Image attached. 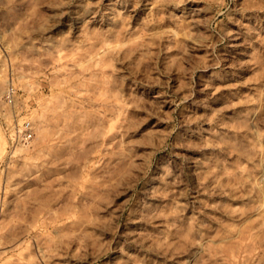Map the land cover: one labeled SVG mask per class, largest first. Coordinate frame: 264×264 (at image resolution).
<instances>
[{
    "label": "rangeland",
    "instance_id": "rangeland-1",
    "mask_svg": "<svg viewBox=\"0 0 264 264\" xmlns=\"http://www.w3.org/2000/svg\"><path fill=\"white\" fill-rule=\"evenodd\" d=\"M0 264H264V0H0Z\"/></svg>",
    "mask_w": 264,
    "mask_h": 264
},
{
    "label": "built area",
    "instance_id": "built-area-1",
    "mask_svg": "<svg viewBox=\"0 0 264 264\" xmlns=\"http://www.w3.org/2000/svg\"><path fill=\"white\" fill-rule=\"evenodd\" d=\"M12 97H13V93H12V91H9L8 92V94H7V99L11 102V99H12ZM32 125H31V123H27L26 124V127H25V131L24 132H21L20 130H19V140L20 139H23V140H28L29 138H31L32 137Z\"/></svg>",
    "mask_w": 264,
    "mask_h": 264
}]
</instances>
